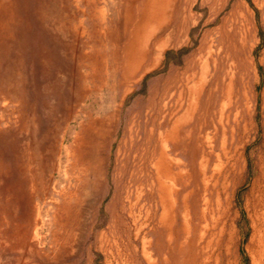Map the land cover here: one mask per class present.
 <instances>
[{"label": "rangeland", "instance_id": "374dc122", "mask_svg": "<svg viewBox=\"0 0 264 264\" xmlns=\"http://www.w3.org/2000/svg\"><path fill=\"white\" fill-rule=\"evenodd\" d=\"M11 1L14 14L0 10V264H264V0ZM91 118L109 126L84 176L66 154ZM162 181L178 190L172 211ZM75 201L92 210L74 232Z\"/></svg>", "mask_w": 264, "mask_h": 264}, {"label": "bare ground", "instance_id": "6f19581e", "mask_svg": "<svg viewBox=\"0 0 264 264\" xmlns=\"http://www.w3.org/2000/svg\"><path fill=\"white\" fill-rule=\"evenodd\" d=\"M8 2L7 6H3L2 7V3L3 2ZM169 1V0H168ZM208 1H213V0H208ZM215 1V0H214ZM219 1V0H217ZM255 1V0H254ZM263 1V0H262ZM0 10H4V13L5 11L8 13V12H11L14 14V11H15V5L12 4L13 1L11 0H0ZM170 2V1H169ZM159 3L160 2H156L154 1L153 3V8H155L157 10V8L159 7ZM264 3V2H263ZM4 4V3H3ZM12 4V5H11ZM147 4V3H146ZM170 4V3H169ZM11 5V6H10ZM13 7V9H10V7ZM260 5V4H258ZM151 6V5H150ZM261 6V5H260ZM239 7H236V9H234L235 12H233L231 14V18L233 19V22L238 25L236 26V30L238 29L237 33H238V37H239V44L241 45V47L243 48V44L245 42H247V39H248V35L250 33V27L247 26V22L246 20L241 17V15L239 14ZM133 9V8H132ZM130 10V9H129ZM128 10V11H129ZM242 10V8H241ZM45 11V10H44ZM245 11V10H244ZM1 12V11H0ZM44 13V12H43ZM245 13V12H244ZM92 14V15H91ZM89 15V18L91 19V22L93 21V13H91ZM10 16V15H9ZM125 16V15H124ZM242 16H244L242 14ZM42 17V16H41ZM247 17V16H246ZM104 18V17H103ZM248 19V18H247ZM10 20V19H9ZM264 20V19H262ZM9 22V21H8ZM232 23V22H231ZM234 25V24H233ZM103 24L100 25V27H102ZM92 28H95L97 27L95 23L92 22V25H91ZM235 27V26H234ZM5 29V28H4ZM94 31V30H93ZM101 32V31H100ZM99 32V33H100ZM102 32H103V29H102ZM251 34V33H250ZM101 35V34H100ZM103 35V33H102ZM234 35V34H233ZM236 35V34H235ZM155 36V35H154ZM3 37L2 34L0 33V38ZM238 39V38H237ZM251 41V40H250ZM253 41V40H252ZM3 43H0V50L3 52L2 48L4 49V41H2ZM168 42V41H167ZM169 43V42H168ZM233 43V42H232ZM251 43V42H250ZM165 45V43H164ZM249 45V43H248ZM3 46V47H2ZM169 46V44H167V47ZM2 47V48H1ZM164 47V46H163ZM247 47V46H246ZM252 47V46H251ZM166 48V47H165ZM244 49V48H243ZM246 49V48H245ZM158 54H159V51H158ZM154 56H156V59H157V52L154 54ZM245 56V54H244ZM242 57V56H241ZM240 59V58H239ZM242 59V58H241ZM244 61V59H242ZM251 64V63H250ZM239 66V65H238ZM251 66V65H250ZM153 67V66H152ZM244 68V67H243ZM150 69V68H149ZM240 69V68H239ZM243 72V71H242ZM192 73V72H191ZM11 74V73H9ZM182 75V74H181ZM190 75V73H189ZM10 76V75H9ZM188 78V77H187ZM196 79V78H195ZM205 80V79H204ZM7 83V82H6ZM172 81L168 82V84H166L165 86L166 87V91H168L170 85H171ZM189 84V83H188ZM7 86V85H6ZM178 87V86H177ZM179 87H182V85L180 84ZM186 87V85H185ZM183 87V89L185 88ZM192 87V86H191ZM202 87V86H201ZM3 88V87H1ZM193 88V87H192ZM196 88V87H195ZM185 91H187V89H184ZM191 89L189 88V91ZM200 91V90H199ZM198 91V92H199ZM196 92V91H195ZM246 93V92H245ZM182 94V93H181ZM181 94L179 95L178 99L180 100L181 99ZM186 95H187V92H186ZM196 95V94H195ZM246 95V94H245ZM252 96V95H251ZM189 98V96H188ZM199 98V97H198ZM263 98V97H262ZM193 99V98H192ZM188 101V100H187ZM194 101V100H193ZM196 102V101H195ZM198 102V101H197ZM189 103V102H188ZM187 103V104H188ZM182 104V103H181ZM196 105V104H195ZM250 100L245 97V106H244V109L246 110V113L250 116ZM182 106V105H181ZM187 106V105H186ZM194 106V105H193ZM193 106H190V107H193ZM162 107V106H161ZM180 107V105H179ZM189 107V106H187ZM186 107V108H187ZM194 108V107H193ZM264 108V107H263ZM190 110V108H188ZM120 111V109H119ZM186 112V111H185ZM254 114V113H253ZM247 115V116H248ZM187 116V115H186ZM248 116V117H249ZM87 121V120H86ZM85 121V125H82L81 124V121H78V125L77 126H80L81 130L83 133H87V137L85 136L84 137H81L78 135V133H71L69 136L70 138L72 139L71 141V146L69 147V150L67 152V158H66V168L67 169H70V171L72 172H79L81 171V168L85 171V175H92V173L95 172V167H96V164L100 163L101 161H99L98 159V154H99V149L101 148V143L105 140L106 138V135L108 133V122H106L105 119L103 120H96V119H92L91 120H88L87 122ZM91 123V124H90ZM187 123V118H185V116H182L180 117L179 119L175 120L174 123H173V126H172V129L174 130L175 129V137L173 139V142L174 144H181V140L179 141L178 138L176 136H178V133H179V130H180V127L182 124H186ZM186 137L188 138V132L185 134ZM89 139V140H87ZM64 140V139H63ZM62 140V142H63ZM107 140V139H106ZM183 140V138H182ZM186 142V141H185ZM103 147V146H102ZM162 155V153H161ZM163 156H165L166 158L167 155L163 154ZM73 159V163H69V159ZM161 159V157H160ZM157 161V159H156ZM174 162V160L172 161ZM101 164V163H100ZM99 164V165H100ZM155 164V162L153 163ZM161 164V163H160ZM262 164V163H261ZM159 165V164H158ZM182 166V165H181ZM264 167V165H262ZM160 167V166H159ZM262 167V168H263ZM155 168H158L157 166H155ZM181 171V170H180ZM159 172V171H158ZM156 172V173H158ZM82 173V172H81ZM182 173V172H181ZM175 176H179L180 173H176L174 174ZM75 176V175H74ZM169 178V177H168ZM264 181V174L262 175L261 177ZM160 179V178H159ZM78 181V180H77ZM169 182V181H167ZM166 183V182H165ZM164 181L160 182L158 184L159 186V194H162L163 193H168L170 194L168 197H170V203H171V211L174 209V203H175V200L172 199V193L174 192L175 194L178 192L177 188L174 186L173 183L169 182V185L168 186H164ZM262 189V190H261ZM171 190V192H170ZM260 190L259 192L260 195L258 194L257 196V200H256V204H258V208L260 209L261 211V218H264V184L262 187H260ZM62 191L60 192V196L63 198V194H61ZM158 196V195H157ZM161 197V196H160ZM159 197V198H160ZM162 198V197H161ZM164 199V198H163ZM161 200V199H160ZM165 201V200H163ZM166 202V201H165ZM65 205H67V202L64 203ZM68 204H70L68 202ZM163 205V204H161ZM72 214H71V218H72V221H73V226L71 227V229L75 232L76 229H79L80 227L83 228L84 227V224H86V221H83V216L84 215H89L91 210H92V206H88L87 209H84L83 206L78 202V201H75L72 203ZM67 209V208H65ZM63 209V210H65ZM163 209V208H162ZM69 210V209H68ZM71 210V209H70ZM164 211V210H163ZM170 211V210H169ZM166 213H167V210H166ZM256 215V214H255ZM85 216V217H86ZM229 218V217H228ZM159 219V218H158ZM166 214L165 213H162V217H161V221L164 222V220H166ZM264 220V219H263ZM263 223V222H261ZM264 226V223L262 224ZM263 228V227H262ZM262 232H263V229H262ZM263 236V242H264V234L262 235ZM75 237V236H74ZM263 246V245H262ZM231 263V262H230ZM226 264V263H225Z\"/></svg>", "mask_w": 264, "mask_h": 264}, {"label": "crops", "instance_id": "0c3cea01", "mask_svg": "<svg viewBox=\"0 0 264 264\" xmlns=\"http://www.w3.org/2000/svg\"><path fill=\"white\" fill-rule=\"evenodd\" d=\"M205 1H208V0H205ZM219 1H221V0H219ZM223 1V3L225 2V0H222ZM211 2V1H210ZM205 3V2H204ZM219 3V2H218ZM236 7H239L238 9H239V14L241 15V8H242V5L240 4V3H238V4H236L235 6H233V8H232V12H231V14L233 13V12H235L234 11V9H236ZM212 16L209 18V19H207V21L205 22L206 24H209V23H211V21L213 20V18H214V16L217 14V11L215 10V8L212 10ZM169 44H170V42H169ZM170 46V45H169ZM188 65V60H186L185 61V63H184V67H183V69L182 70H186V66ZM178 70H175V69H170L169 70V73H168V75H167V77L166 78H168V77H170L172 74H174V72H177ZM177 73H179V72H177ZM165 78V79H166ZM167 80H169V79H167ZM167 82H170V81H167ZM181 84H185L184 82H181ZM160 86H161V88L163 87L161 84H160ZM174 85L173 84H171L170 85V88H172ZM182 100L180 99V100H178V102H181ZM177 102V103H178ZM182 103V102H181ZM183 104V103H182ZM181 104V105H182ZM178 106H179V104H178Z\"/></svg>", "mask_w": 264, "mask_h": 264}]
</instances>
